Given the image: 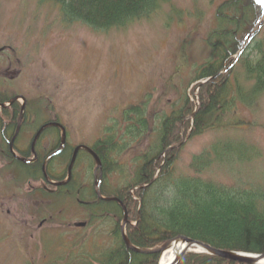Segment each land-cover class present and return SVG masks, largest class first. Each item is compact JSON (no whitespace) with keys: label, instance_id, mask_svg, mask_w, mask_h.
<instances>
[{"label":"trees","instance_id":"1","mask_svg":"<svg viewBox=\"0 0 264 264\" xmlns=\"http://www.w3.org/2000/svg\"><path fill=\"white\" fill-rule=\"evenodd\" d=\"M42 1L59 6L67 22L80 21L103 30L149 18L168 0ZM263 11L264 0L219 1L215 25L205 39L211 53L191 80L199 81L197 101L187 93L181 105L162 103L156 101L161 95L153 101L152 93H148L140 102L123 109L119 117H112L103 136L95 142L93 148L104 167L102 193L118 196L124 202L130 220L127 235L134 245L154 248L184 235L215 248L264 253V179L249 177L227 183L217 177L220 171L240 173L241 166L260 158L259 149L242 140H216L192 156L185 172L177 171L183 146L167 149L183 141V129L191 138L212 130L250 125L237 112L240 105L251 107L264 93V25L251 37L234 66L220 72L231 65ZM202 15L198 8L191 13L197 18ZM209 77L210 81L201 84ZM162 104H171L170 111ZM113 176L120 182L109 188ZM136 186L141 188L130 192ZM99 204L101 208L110 204L120 215L109 233L113 244L91 264H158L157 253H137L123 243L121 208L104 201ZM89 217L103 220L106 215ZM178 264L247 263L187 252Z\"/></svg>","mask_w":264,"mask_h":264},{"label":"rangeland","instance_id":"2","mask_svg":"<svg viewBox=\"0 0 264 264\" xmlns=\"http://www.w3.org/2000/svg\"><path fill=\"white\" fill-rule=\"evenodd\" d=\"M219 1L168 0L149 18L127 27L97 30L80 21H65L60 7L51 1L0 0V46L10 44L18 50L24 74L11 83L10 91H29L34 101L41 82L47 117L59 116L69 129L71 142L89 145L102 135L112 117H119L124 108L148 93L153 101L161 95L156 101L177 105L188 93L196 102L198 82L191 80L211 53L205 39L215 25ZM196 5L203 12L202 18L190 15ZM162 107L170 111L171 104ZM237 115L250 125L188 138L181 148L177 171H187L192 156L216 140L234 139L254 144L260 158L241 166L240 173L213 174L227 183L249 177L263 180L264 93L251 107L240 105ZM182 134L186 136L184 129ZM55 166L58 174L67 168L60 159L54 161L53 169ZM82 169L83 164L76 169L79 176ZM91 175L92 166L90 182ZM110 181L113 185L120 182L117 176ZM77 214L62 215L51 228L32 231L25 224L29 215L0 213V264H83L85 260L80 258L89 250L98 251L96 244L105 248L113 244L108 237L110 226L101 229L97 233L100 238L95 239L90 227H76L75 222L85 220V215ZM84 242L88 247L77 248ZM96 251L93 257L100 253Z\"/></svg>","mask_w":264,"mask_h":264},{"label":"flooded vegetation","instance_id":"3","mask_svg":"<svg viewBox=\"0 0 264 264\" xmlns=\"http://www.w3.org/2000/svg\"><path fill=\"white\" fill-rule=\"evenodd\" d=\"M3 59L6 60L3 63L0 61L1 215H29L25 224L32 231L53 226L55 215H93L94 203L99 199L97 195L94 196V167L93 181L89 180L93 156L84 148L78 152L82 159L77 168L83 164V171L78 178L79 182L77 180L75 183L81 184V188L73 186V177L63 188L53 184L52 181L60 176L58 168L55 166L53 169L54 161L59 158L51 156L47 160V156L61 148L62 126L65 127L66 137L60 154L70 155L71 158L76 147L85 143L71 142L69 129L57 115L47 117L45 108L42 107L41 82L38 84L40 92L34 101L29 98V91H10L11 83L24 75L23 68L18 50L10 44L0 46V60ZM18 96H22L24 102L14 100L9 105L2 106L10 100L8 97ZM48 168L56 178H52ZM73 192L85 195L76 196ZM103 209L105 212L102 215H110L109 208L105 209L104 206Z\"/></svg>","mask_w":264,"mask_h":264},{"label":"water","instance_id":"4","mask_svg":"<svg viewBox=\"0 0 264 264\" xmlns=\"http://www.w3.org/2000/svg\"><path fill=\"white\" fill-rule=\"evenodd\" d=\"M264 22V16L263 19L254 27V29L250 32V34L248 35V37L246 38V41L243 45V47L241 48V50L238 52V55L236 56V59L238 58V56L243 52V50L245 49L250 36L257 32L263 25ZM210 80V79H209ZM86 149H88L92 155L94 156L95 160H96V169L97 170L99 167H101V160L99 158V156L90 148L86 147ZM78 149L75 151L74 156L71 160V163L69 165V175H68V179L71 178L72 176V167L73 164L75 162L76 159V154H77ZM66 181H62V182H58L56 184L61 185L64 184ZM100 181L96 182V185L99 186ZM125 211V208H124ZM128 222V218H127V213L125 211V215H124V220H123V224L121 226V231H122V237L123 240L126 244V246L135 251V252H141V253H161L164 252L168 245L172 242L175 241L177 243L182 242L184 244V247L181 249V251L178 253L177 257L175 258V260L173 261L172 264H178V262L180 261V259L182 258L183 254L185 252H187L188 250H197V251H203V252H208L211 253L213 255L222 257V258H226V259H230V260H234V261H240V262H245V263H249V264H260L262 260H264V254H249V253H242V252H236V251H228V250H223V249H217L214 248L210 245L204 244L202 242L196 241L194 239H191L189 237H185V236H178L176 237L174 240H169L168 242H166L164 245H162L161 247H158L156 249H145V248H140L137 246H134L130 240L128 239L126 233H125V226Z\"/></svg>","mask_w":264,"mask_h":264},{"label":"bare ground","instance_id":"5","mask_svg":"<svg viewBox=\"0 0 264 264\" xmlns=\"http://www.w3.org/2000/svg\"><path fill=\"white\" fill-rule=\"evenodd\" d=\"M184 247L182 242H172L168 245L167 250L162 254L160 264H172L179 251ZM264 264V260L261 261Z\"/></svg>","mask_w":264,"mask_h":264}]
</instances>
